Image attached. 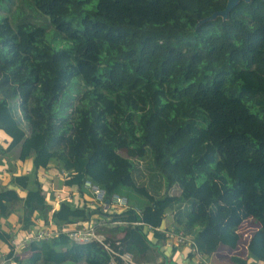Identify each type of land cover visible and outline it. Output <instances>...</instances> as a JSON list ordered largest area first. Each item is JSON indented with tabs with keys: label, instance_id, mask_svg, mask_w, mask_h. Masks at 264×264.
I'll use <instances>...</instances> for the list:
<instances>
[{
	"label": "trees",
	"instance_id": "trees-1",
	"mask_svg": "<svg viewBox=\"0 0 264 264\" xmlns=\"http://www.w3.org/2000/svg\"><path fill=\"white\" fill-rule=\"evenodd\" d=\"M31 1L48 27L12 26L0 0V158L30 164L20 174L9 164L0 218L17 203L22 230L104 217L113 226L98 228L103 241L137 264L167 229L189 234L202 256L225 246L233 264H264V0L202 21L226 0ZM49 164L67 172L71 195L54 208L36 175ZM84 179L126 207L91 205ZM166 213L171 225L159 228ZM250 219L256 227L241 241ZM25 247L31 262L123 264L100 242L61 231Z\"/></svg>",
	"mask_w": 264,
	"mask_h": 264
},
{
	"label": "crops",
	"instance_id": "crops-1",
	"mask_svg": "<svg viewBox=\"0 0 264 264\" xmlns=\"http://www.w3.org/2000/svg\"><path fill=\"white\" fill-rule=\"evenodd\" d=\"M7 140L8 138L0 131V144L4 146V142ZM9 157H11L10 162H12V166L16 174L29 172L30 164L28 160L19 161L14 159L13 156ZM5 158H7V156H2L0 158V173H2L0 174V184H4L5 180L8 179L10 175L9 171L7 170V162L4 161ZM36 175L38 181L40 182L41 189H43V191L48 194V199L46 201L51 205L52 208L56 207L57 204H54L52 190L63 185V180L61 175L58 173V169L53 164H49L45 168H38ZM2 176H6L7 178H2ZM86 192L90 195L89 191L85 189L83 197L88 199L89 195L86 194ZM21 193L22 191L20 194ZM72 198L74 199L75 195H73ZM20 207V203L14 204L13 210L7 216L0 218L1 230H3L4 233L11 234V237L13 239L15 238L16 240L26 238L30 235L29 231L27 230H22L20 227L16 228L15 230V227H13L14 225H18L17 218L21 212ZM162 219L163 226L171 225V217L169 213H166ZM35 222L36 224L33 226L32 230H35L37 224L39 225L41 223L40 220H36ZM117 234L118 237L121 233L119 232ZM147 237L150 238V232L147 234ZM153 242H155L156 246L149 249L147 253L148 259L141 261L138 264H157L159 262H163L164 264H233L229 259V256L230 254H233V251L231 253L227 252V250L230 251V249L225 246H218L217 249L211 252L209 255L198 258L196 255H193L186 246L172 243L169 248H167V245L161 246L157 244L158 242L155 239ZM16 243L17 248L23 245V243L18 241H16ZM8 249L9 247L7 246V242L0 241V264H10L9 262H5V253L8 251ZM19 252L20 249L15 253ZM235 255L237 254L235 253ZM244 256L245 254L241 255L242 258H244ZM19 259H21V256H19ZM247 261L250 262V259L247 258ZM256 264H262V262L258 261Z\"/></svg>",
	"mask_w": 264,
	"mask_h": 264
},
{
	"label": "built area",
	"instance_id": "built-area-1",
	"mask_svg": "<svg viewBox=\"0 0 264 264\" xmlns=\"http://www.w3.org/2000/svg\"><path fill=\"white\" fill-rule=\"evenodd\" d=\"M58 173L62 177L65 176L67 172L65 170L58 169ZM82 186L83 188L88 190L91 195V200H90L91 205L99 206L103 210H107L108 208H110L111 211L121 210L125 208L127 205L126 198L118 193H112L108 198H105L103 189L100 188L98 185L92 183L89 179H84L82 182ZM52 194H53L54 204H57L58 201L61 199H71L70 198L71 195L68 193V191L63 185L54 188L52 190ZM44 197L47 200L48 194L45 193ZM134 209L136 212H139L138 208L135 207ZM102 223L103 220H98V218H91L88 221H77L74 224H70V225L61 224L58 227H55L51 222H48L46 224H43V222H41L39 225L37 224L35 230H32L33 227L30 229H25L29 231L30 234L26 238H21L20 240H16L15 238L13 239L11 237V234H9V238L7 239L8 240L7 246L11 247V250L15 253L32 239H38V238L46 239L51 235H53L54 233L61 231V232H65L71 240L76 242H87L90 240L98 241L101 244H103L104 247L108 248L112 254L118 255L119 258H121V260L123 261V264H136L131 259V256L127 252L118 253L112 250L103 241L104 236L101 233H99V231H96L98 226L101 225ZM13 227H15L16 230V228L20 227V223L18 222V225L17 226L14 225ZM164 234H165L164 246L166 245L170 246L172 243L180 244L186 246L193 255H196V257L198 258L204 257L200 253H198L196 246L194 245L192 238L189 234H185L182 231H176V232L171 231V229L165 230ZM248 237L249 234L248 235H246V233L242 234V238L244 240H247ZM16 241L23 243V245L17 248ZM124 255L127 257V262H124V260L122 259ZM5 259H6L5 262H9L10 264H15L14 260L11 258L5 257ZM111 263L117 264L115 263V261H112Z\"/></svg>",
	"mask_w": 264,
	"mask_h": 264
},
{
	"label": "rangeland",
	"instance_id": "rangeland-1",
	"mask_svg": "<svg viewBox=\"0 0 264 264\" xmlns=\"http://www.w3.org/2000/svg\"><path fill=\"white\" fill-rule=\"evenodd\" d=\"M6 15L8 17V20L10 22V24L13 26L16 23L22 22V21H30L32 23L38 24V25H42V26H46L48 27V19L47 17L41 13L40 11H38L31 0H8L7 3V9H6ZM10 158H5L4 161L7 162V168L11 167V163L9 161ZM2 174V173H0ZM238 176L240 178H242V175L240 173H238ZM6 176H2V178H5ZM1 178V175H0ZM7 178V177H6ZM243 184V183H242ZM107 211H111L110 208L107 209ZM104 218V217H103ZM102 217H99L98 220H103ZM105 222V221H104ZM104 222L98 226V228H100L101 226H113V224H109L107 222ZM106 225V226H105ZM103 227V228H104ZM255 222H253L251 219L250 220H245L243 221L240 225H239V231L243 234L246 233V235H250V233L255 229ZM96 229V231H99V233H101L103 236L105 235L104 232H101L99 229ZM107 232V231H106ZM108 233V232H107ZM114 232L112 233H108L109 235L112 234V236H117L118 234ZM241 241H243V238L241 236ZM243 244V242H241ZM20 264H80L82 263V260L79 259V262H73V261H69V258L67 256H65V258H61V259H57V260H53V259H48V258H39L36 262H31L28 259V257L31 254V251L29 249L25 248H20ZM238 251V250H236ZM227 252L231 253V251ZM244 253V250H239L237 253ZM124 262H127V257L124 255L123 258Z\"/></svg>",
	"mask_w": 264,
	"mask_h": 264
},
{
	"label": "water",
	"instance_id": "water-1",
	"mask_svg": "<svg viewBox=\"0 0 264 264\" xmlns=\"http://www.w3.org/2000/svg\"><path fill=\"white\" fill-rule=\"evenodd\" d=\"M237 1L238 0H226L222 9L211 12L208 16L202 18L199 21L211 19V18L215 17L216 15H220L222 17H225L227 12L237 3ZM162 227H163V219L160 220V224H159V228H162ZM167 248H169V246Z\"/></svg>",
	"mask_w": 264,
	"mask_h": 264
}]
</instances>
